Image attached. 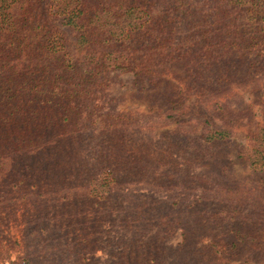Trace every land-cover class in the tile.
<instances>
[{
  "label": "trees",
  "instance_id": "16d2710c",
  "mask_svg": "<svg viewBox=\"0 0 264 264\" xmlns=\"http://www.w3.org/2000/svg\"><path fill=\"white\" fill-rule=\"evenodd\" d=\"M114 72L155 90L147 113L104 106ZM241 126L249 177L225 151ZM3 244L21 264H261L264 0H0Z\"/></svg>",
  "mask_w": 264,
  "mask_h": 264
},
{
  "label": "rangeland",
  "instance_id": "374dc122",
  "mask_svg": "<svg viewBox=\"0 0 264 264\" xmlns=\"http://www.w3.org/2000/svg\"><path fill=\"white\" fill-rule=\"evenodd\" d=\"M111 85L107 89V92L110 94L108 96V99L104 101V106L114 105L118 110L125 111V112H134L138 111L139 113H147L148 112V106H149V98L150 94L152 95L153 90L149 91V94H146V92H139L138 87H136V84L134 83L133 76L131 73H119L114 72L113 76H111ZM146 86V85H144ZM237 92V100L234 101V105L241 107H247L251 102L255 101V95L251 91V85H248L246 87H242L241 89H237L234 87ZM140 93V95H139ZM114 98H113V97ZM145 98H144V97ZM109 102H108V101ZM259 106L255 105V107L252 108L251 113H249L252 116V122L253 124L258 121L260 118V110ZM135 113V112H134ZM151 115V114H150ZM162 121V122H161ZM243 122L246 121L245 118L242 120ZM241 121V122H242ZM158 122V123H157ZM165 121L161 119H153L152 123L155 126H158L161 129H157V132H160V130L164 129H171L173 127V124H169L168 127H162L161 124H163ZM245 126H241L240 128L237 127V129H234V132L232 136L230 137L231 143L227 144L225 146V151L228 154V157L232 161V171L235 176H243V177H249L251 174V170L249 166H247L246 163L243 161L237 159L236 154L239 151V148L245 144ZM134 186H131L129 190L134 189ZM146 191L145 188H138L133 191V193L142 194ZM163 195V194H161ZM10 235L18 238L19 232L17 230L12 229L10 232ZM180 240V236L178 233L174 234L171 239L168 240V244L172 247H174ZM21 254V250L19 249H12V246L3 244V246H0V264H21L18 260L19 255ZM96 257H98L101 260H104L106 258V255L102 251H98L95 254ZM248 256V254H245L240 259H244ZM262 261H260L261 263ZM255 264V263H253ZM264 264V261L261 263Z\"/></svg>",
  "mask_w": 264,
  "mask_h": 264
}]
</instances>
